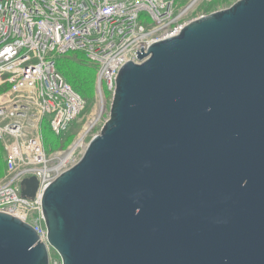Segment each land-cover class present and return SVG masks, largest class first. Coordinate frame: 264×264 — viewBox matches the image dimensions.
Instances as JSON below:
<instances>
[{"label":"water","instance_id":"1","mask_svg":"<svg viewBox=\"0 0 264 264\" xmlns=\"http://www.w3.org/2000/svg\"><path fill=\"white\" fill-rule=\"evenodd\" d=\"M108 120L43 192L47 245L0 213V264H264V0L137 53ZM33 198L38 184L22 182Z\"/></svg>","mask_w":264,"mask_h":264},{"label":"built area","instance_id":"2","mask_svg":"<svg viewBox=\"0 0 264 264\" xmlns=\"http://www.w3.org/2000/svg\"><path fill=\"white\" fill-rule=\"evenodd\" d=\"M179 1L0 0V213L31 226L45 245L43 192L78 162L71 164L75 143L65 152L45 150L43 125L59 137L86 108L84 95L65 79L57 60L80 54L96 67V104L104 113L120 69L139 63L136 52L178 35L191 22L187 16L195 2L211 0L184 7ZM31 178L38 187L26 198L21 184ZM50 251L49 264H61Z\"/></svg>","mask_w":264,"mask_h":264},{"label":"rangeland","instance_id":"3","mask_svg":"<svg viewBox=\"0 0 264 264\" xmlns=\"http://www.w3.org/2000/svg\"><path fill=\"white\" fill-rule=\"evenodd\" d=\"M192 0H180L178 2V7H184ZM238 0H211L210 2H195L193 6V11L189 13L187 16L188 21H192L198 19L202 16L209 15L214 12L222 11L228 9L233 4H235ZM82 55L75 54L69 55L66 57H62L57 60L58 66L61 72L64 74L67 71L72 73L78 71V64H84L86 70L93 78L92 91L88 93L83 98L86 101V108L83 113L77 118V120L69 127L68 131L62 134L61 136H55L48 123H44L42 129V135L44 139L45 150L47 152H65L67 149L75 143V151H74V160L71 164L78 162L80 160V156L83 151L86 149L87 145L91 141L92 138L97 136L100 133V130L104 123L108 120L109 117V103L106 105L107 109L104 113H99V109L96 102V95L94 91V82H95V69L96 67H92L85 63ZM66 77V76H64ZM67 78V77H66ZM65 78V79H66ZM67 80V79H66ZM89 124H91L89 126ZM89 126V127H88ZM3 155L4 150L0 145V179L3 177L4 165H3ZM82 157V156H81ZM72 158V159H73ZM70 163V162H69ZM53 261H56L54 253Z\"/></svg>","mask_w":264,"mask_h":264},{"label":"trees","instance_id":"4","mask_svg":"<svg viewBox=\"0 0 264 264\" xmlns=\"http://www.w3.org/2000/svg\"><path fill=\"white\" fill-rule=\"evenodd\" d=\"M77 66V72L72 73L70 71H67L64 76L67 77L65 78L77 92L86 96L92 91L93 78L92 75H90L86 70L87 66H85L84 64H78Z\"/></svg>","mask_w":264,"mask_h":264},{"label":"bare ground","instance_id":"5","mask_svg":"<svg viewBox=\"0 0 264 264\" xmlns=\"http://www.w3.org/2000/svg\"><path fill=\"white\" fill-rule=\"evenodd\" d=\"M90 125H91V124H89V126H90ZM89 126H88V127H89ZM74 147H75V146H74ZM51 252L53 253V251H50V253H51ZM55 257H56V256H55Z\"/></svg>","mask_w":264,"mask_h":264}]
</instances>
